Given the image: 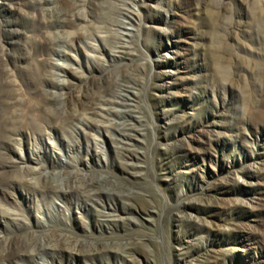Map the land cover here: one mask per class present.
<instances>
[{
  "label": "rangeland",
  "instance_id": "rangeland-1",
  "mask_svg": "<svg viewBox=\"0 0 264 264\" xmlns=\"http://www.w3.org/2000/svg\"><path fill=\"white\" fill-rule=\"evenodd\" d=\"M36 1L0 3V264H264V0Z\"/></svg>",
  "mask_w": 264,
  "mask_h": 264
},
{
  "label": "bare ground",
  "instance_id": "bare-ground-1",
  "mask_svg": "<svg viewBox=\"0 0 264 264\" xmlns=\"http://www.w3.org/2000/svg\"><path fill=\"white\" fill-rule=\"evenodd\" d=\"M19 1L21 0H0V3L3 4L4 6H11L12 3H19ZM40 3L36 0H27V6L29 9L33 10V11H40L41 10V6L39 5ZM4 30L0 29V32L2 33ZM7 31H11V30H7ZM5 32V31H4ZM52 53L54 55L57 56H61V52H55L52 51ZM4 113H5V107L0 105V134H5V133H11V134H15L17 135L18 131L17 128H15L14 124L16 123V121L13 122V124H9L6 119H4ZM19 122V121H18ZM40 119L38 117L36 118H32L31 120H29L28 127L33 129V130H37L40 126Z\"/></svg>",
  "mask_w": 264,
  "mask_h": 264
}]
</instances>
